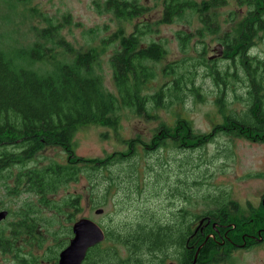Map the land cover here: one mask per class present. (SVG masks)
Segmentation results:
<instances>
[{
  "label": "trees",
  "instance_id": "1",
  "mask_svg": "<svg viewBox=\"0 0 264 264\" xmlns=\"http://www.w3.org/2000/svg\"><path fill=\"white\" fill-rule=\"evenodd\" d=\"M225 5L226 0H162L160 22L172 23L186 17L188 22L190 16L197 17L200 26L194 32L177 31L175 35L178 47L186 54L193 38L203 40L219 33L222 22L217 19L216 9ZM235 5L245 8L240 16L237 10L228 12L226 23L230 27L217 38L224 46L221 58L205 57L201 41L202 48L197 50L195 57H182L163 66L161 72L166 80L151 93L144 89L156 77V64L167 50L160 41H144V37L153 31V23L143 19L134 22L147 10L139 0L96 3L99 13H109L118 21L133 23L132 31L128 33L118 27L100 39L104 47L113 48L108 63L116 93L104 87L96 48L90 46L84 51L73 48L60 35L63 23L50 17H45L46 26L35 28V39L25 47L12 51L0 49V192L12 197L25 192L34 196L25 203L26 208L19 207L14 211L16 220L11 223L9 232L0 225V252L13 254L17 264H40L33 252L21 253L20 244L24 243L25 236L34 234L40 221L50 224L46 218L36 216L46 207L63 214L64 221H69L70 208L74 207L76 211L79 208V195L69 193L58 199L56 196L82 173L92 186V207L93 202L104 205L120 183H124L126 195L131 197L141 189L138 182L142 174L138 168L141 148L145 154L153 152L156 156V163H143V172L151 176L153 166L158 165L159 187L168 198H188L189 193L184 188L180 187L179 191L171 185L176 181L189 186L191 181L188 183L185 178L188 173L183 168L198 164L195 156L205 145L204 140L211 141L217 133L243 136L244 130L264 136V57L254 55L251 50L264 34V0H235ZM64 20L70 23L69 14L64 15ZM222 59L226 62L219 64ZM199 65L205 67L204 77H209L218 88L222 107L226 108L223 96L224 88L229 84L234 85L235 97L245 101V110L236 114L229 111L224 122L216 125L207 136L194 131L188 119L177 116L176 128H168L162 123L149 144L142 143L138 136L127 140L129 149L126 153L114 152L97 160L75 155L73 137L82 125L116 129L124 109L137 116L152 118L155 109L182 106L189 96L203 100L205 94L198 83ZM236 85L244 90L242 95L236 93ZM51 145L63 148L67 153L64 161L53 158L43 163L38 158L34 161L38 151ZM168 146L179 152L174 155L159 153ZM181 150L182 156L179 155ZM171 158L180 164L175 177ZM191 177L193 185L203 181L202 175ZM143 178L150 188L153 177L143 174ZM203 196L209 205L201 214L207 216L226 219L227 210L221 205L235 204L225 191L207 192ZM138 214L135 221L128 219L118 223L110 219V224L101 223L105 238L89 248L83 264H164L166 258L175 260L176 264H191L195 249H188L184 255L181 247L192 234L193 222L201 214L191 213L183 207L178 210L177 206L168 217L142 209ZM64 229L69 237V226ZM212 240L209 237L201 242L194 264L219 261L216 245L215 248L214 245L208 247ZM122 246L123 252H120Z\"/></svg>",
  "mask_w": 264,
  "mask_h": 264
},
{
  "label": "rangeland",
  "instance_id": "2",
  "mask_svg": "<svg viewBox=\"0 0 264 264\" xmlns=\"http://www.w3.org/2000/svg\"><path fill=\"white\" fill-rule=\"evenodd\" d=\"M102 1L104 0H0V49L12 51L15 48L25 47V45L35 39L37 31H35V28L46 26L45 17H50L54 21L63 23L60 35L73 48L82 51L90 46L96 48L99 53V66L104 76V87L106 90L116 93L108 63V58L113 48L112 46L104 47L100 39L106 37L118 27L123 28L128 33L132 31L133 23L118 21L109 13H99L96 9V3H102ZM139 1L147 10L139 18H136L134 22H139V20L143 19L153 23V31L144 37V41H160L167 50L156 64V77L144 89L148 93L157 90L164 84L166 77L163 76L161 70L165 64L173 60H179L182 57H195L197 50L202 48V43L205 48V57L208 59L221 58L224 46L217 38L225 29L230 27V24L226 23L229 20L228 12L237 10L240 16V13L242 14L245 8H239L235 5V0H226L227 5L216 9L218 13L217 19L222 22L219 33L208 35L203 40L193 38L185 54L178 47L175 35L177 31L194 32L200 26L197 17L190 16L189 23L186 20L187 17L184 20H175L172 23H162L160 22L162 0ZM67 14H69L70 23H65L64 15ZM218 45H220V54L218 53ZM251 50L254 55H258L261 58L264 57V34L260 35ZM223 60L218 63H225L226 61ZM204 71L205 67L199 65L200 80H198V83L202 88L201 92L205 94L203 100H195L189 96L188 101L182 106L155 109V117L152 118L137 116L124 109L121 111L120 122L116 129L100 125H82L78 127L73 137L75 155L84 159L97 160L114 152L123 151L126 153L129 149L127 140L138 136L142 143L149 144L152 138L157 136L162 123L168 128L172 127V129H175L177 116L188 119L192 129L201 135L207 136L211 134L216 125L224 122V117L229 111L234 114L240 113L245 110L246 103L244 100L235 97L233 92L234 85L226 84L223 96L226 108L222 107L217 95L218 88L209 77H204ZM235 88L237 94L242 95L244 93L241 86L236 85ZM215 135L217 136L211 141L204 140L202 142L205 145L199 148V153H196L195 156L198 164L196 166L193 164L186 165V168H183L184 172L186 170L188 173L185 177L188 183L191 181L189 186L185 187V184H179L176 181L171 185L172 188H176L179 191L180 187L184 188L189 193L188 198L179 197L177 200L168 198V194L166 195L165 191L159 187L158 165L153 166V175L151 176L149 173L143 172V170L145 171L143 163H146V161L150 164L156 163V156L153 155V152L145 154V151L140 148L141 157L138 163L139 172L142 171L138 180L141 185L140 192L127 197L126 187L124 183H120L118 188L113 189L104 205H97V202H93L94 207H92L91 200L94 198V195L91 194L92 186L85 176L86 174L82 173L77 180L70 182L67 187L63 188L57 194L56 199L62 198L63 195L69 193L71 195H79L81 211L76 214V218L89 216L91 220L99 225L103 222L110 224V219L117 220L118 223L125 222L128 219L135 221L138 218L140 209L142 211H155L157 214L163 215V217L170 216L174 206H177L178 209L181 207L186 208L191 213L201 214L209 205L205 203L203 196L207 192L218 194L221 191H225L229 199L241 209L249 204H252V207H256L254 209H258L259 196L264 192V136L251 134L245 132V130L243 136L235 137L223 133ZM170 144L172 145V143ZM178 152L168 146L159 153L174 155ZM179 155H184L182 150ZM66 156L67 153L63 151V148L51 145L45 146L38 151L34 161L37 158L42 163L51 158L57 161H64ZM170 160L173 164L172 174L175 177L180 171V164L177 163L175 158ZM193 163L195 164V160H193ZM143 174L147 177H153L150 188L148 182H146L147 180L144 181ZM197 175L198 177L202 175L203 181L199 185H193L191 176L197 177ZM154 183H156L155 186H153ZM33 199L34 196L28 192L13 197L0 192V201H2L0 208L10 211L7 218L0 224L1 227L5 228L6 232H9L11 223L16 220L14 211L18 210L19 207L26 208L25 203ZM120 201L125 202L119 204ZM97 209H102V213L96 214L95 210ZM226 209L228 210V208ZM240 213L237 212V214ZM37 215L40 218H46L50 221V224L40 221L34 234L29 237L25 236L24 243H19L22 247L21 253L33 252L38 257L40 264H55L57 262L56 255L58 259V253L68 244L69 237L66 233L67 230L64 228H67L69 224L64 221L63 214L54 213L48 207L43 211H39ZM230 220V222L239 226L240 220L237 216L233 217L231 215ZM230 222L228 221L229 224ZM232 230L234 229L232 228ZM61 239H64L65 243ZM202 241L203 236L198 237L195 246H200ZM209 246H212V241ZM120 252H123V246L120 248ZM217 257L219 261L207 262V264H264V244H259L249 251H230V255L223 259H220L219 255ZM167 263L168 260H165L164 264ZM0 264L17 263L13 254L0 252Z\"/></svg>",
  "mask_w": 264,
  "mask_h": 264
},
{
  "label": "flooded vegetation",
  "instance_id": "3",
  "mask_svg": "<svg viewBox=\"0 0 264 264\" xmlns=\"http://www.w3.org/2000/svg\"><path fill=\"white\" fill-rule=\"evenodd\" d=\"M252 205V204H251ZM250 204L246 205L245 208L238 207L236 204H229V205H221L223 208H228L226 219L215 218L213 216H207L201 214L198 219H196L192 224V234L190 237L183 241L181 250L184 255H186L187 250L195 249L194 257L200 246L196 245V240L199 236H204L203 240L207 238L213 239L214 242L212 247L218 248V255L220 259L224 257H228L230 255V251L233 250L237 251H249L259 244H264V192L259 196V210L254 209L256 207H252ZM81 203L79 204V208L76 211L74 207L70 208V219L68 221V226L70 228L69 233V240L73 237V224L80 218H89V216H81L76 218V214L79 213L81 210ZM1 210H6L8 213L3 220L7 218L10 211L8 209L0 208ZM179 210V209H178ZM181 212V211H180ZM237 212H241L237 214ZM231 215L237 216L240 220V224L235 225L234 223L230 222ZM235 219V218H234ZM1 220L0 223L3 221ZM230 222V224L228 223ZM229 224V226H228ZM234 224V225H232ZM232 228L234 230H232ZM68 240V242H69ZM208 247L210 248L211 246ZM176 249V247H173ZM172 248V249H173ZM89 250V248H88ZM87 250V251H88ZM86 251V254H87ZM170 252V249H169ZM86 254L81 262L84 263ZM168 260L167 264H176L175 260H171L170 258H166ZM193 262V263H192ZM191 264H194L195 259H193Z\"/></svg>",
  "mask_w": 264,
  "mask_h": 264
},
{
  "label": "water",
  "instance_id": "4",
  "mask_svg": "<svg viewBox=\"0 0 264 264\" xmlns=\"http://www.w3.org/2000/svg\"><path fill=\"white\" fill-rule=\"evenodd\" d=\"M218 50L220 54V45H218ZM95 213H102V209L95 210ZM6 214L5 210L0 211V221L5 218ZM72 229L74 235L58 253L56 264H81L88 248L102 242L105 238L102 227L90 218L78 219Z\"/></svg>",
  "mask_w": 264,
  "mask_h": 264
}]
</instances>
